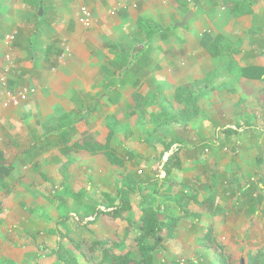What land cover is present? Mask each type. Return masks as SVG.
I'll list each match as a JSON object with an SVG mask.
<instances>
[{
    "label": "crops",
    "instance_id": "crops-1",
    "mask_svg": "<svg viewBox=\"0 0 264 264\" xmlns=\"http://www.w3.org/2000/svg\"><path fill=\"white\" fill-rule=\"evenodd\" d=\"M150 1L140 0L139 2L127 4L124 9L117 8L120 13L123 12L121 20L132 21L134 26L129 25L130 29H136L135 33L141 38L139 42L136 41L132 45L130 53H127L121 45L105 48L101 43L99 45L97 41L90 43L91 47L89 46L88 50H83V46H86V43H83L85 40L82 38L80 41L79 37L71 35L74 39L69 41L71 54L68 59H65V57L60 59L59 56L57 58L53 57L56 53L55 48L52 46L54 44L53 39L49 41L47 51H44L43 57L41 55L35 57V49L38 48L39 40L42 37V34H38L36 30L28 37L14 35L13 39L16 42L13 43L12 36L10 37L7 29L3 28L8 25V20H10L12 14L10 12L0 14V59L9 50L13 51L19 61L18 66H32L33 72H26L25 76L23 75L24 77L20 78L16 77L19 75L13 73L11 78H16L19 81L23 80L22 85L24 87H27V83L34 82V85L35 82L39 83L36 84L39 86L35 87L34 96L31 94L33 97L30 95L32 98L28 99L27 102L24 101L17 106L7 108L0 107V131L3 128L10 129V133L20 131L21 129L16 120L17 117H22L25 111L31 113V118L40 122H43L54 111L59 112V105H61L64 112L69 111L71 107L63 97L72 98L75 96L74 93H79V90L84 87L94 94L98 89L92 90L91 85H94L97 80L100 83L105 78L104 72L107 66H104L103 56L104 54L108 55L114 71H118L116 81L117 79L121 81L126 71L139 72L138 78L130 84V92H137L142 95L148 101L147 105L149 106L146 113H135L122 122L114 119L116 124L112 127L114 134L110 142L111 148L113 149V139L118 134H124V145L132 150L131 156L139 161L144 160L142 155L150 147H153L151 145L161 147L160 152L172 143H174L173 146H178L177 165L171 170L168 179H164L163 171H161L162 167L159 166L160 173L158 175L160 178L156 175V170L153 172L150 169L149 176L144 181L151 179L153 176L160 181H156L155 178L154 182H147L144 186L142 185V188L153 186V194H160L159 200L155 203L162 212L168 211L174 216H180L173 236L168 238L171 241L168 243L169 248L166 247L165 249V257L170 258L167 260L170 263L167 264H180L178 258L181 257H195L184 264H204L208 262L212 252L210 248L205 247L203 244L204 234L208 226L212 228L211 237L215 240L218 251L224 256L232 258L233 261L240 257V264H249L252 261L255 264H264V185L263 183L256 184L253 181L258 176H264V76L261 78H248L243 74L241 75L238 69L234 72L229 66L218 71L217 57L219 55L211 56L207 50V46L214 36L211 38L207 33V27L204 25L206 19H197L196 12L192 11L191 18L187 20L186 24L177 26L176 24L183 19L184 13L174 12L171 17H164L162 26L158 27L144 18V16L147 17L152 13L149 10ZM251 13L234 15L233 20L236 22L233 21V24L247 19ZM161 15H165V13H161ZM139 19L145 20L149 26L155 28L151 38L147 36L148 30L138 28L137 21ZM102 27H104L103 24L101 27L95 26L94 29L98 32H103V30L105 33L111 32V30H107L108 27ZM112 31L117 33L119 41L121 32L115 29H112ZM216 33H220L225 37L222 32ZM153 41H156L157 45H153ZM165 41L172 42L167 50L164 49ZM94 46L100 51H96ZM134 48L139 49V51L134 53ZM116 55L127 58L126 71H123L125 68L123 67L124 61L112 60ZM154 57L155 60L152 62L151 59ZM251 65L264 67V59H262V62L254 60L245 65L240 64L242 68ZM42 66L44 70L40 69ZM99 70L103 71L102 78L98 77ZM42 71H44V74L41 73ZM1 72L4 74L3 63L0 60ZM37 76L42 77H40V81L37 80ZM196 80L205 81L209 89L199 99L200 111L195 117L181 120L174 126H164L160 129H154L152 123L145 121L151 113L158 112V104L163 98L172 97L176 87ZM104 84L105 91L113 88L106 82ZM158 85L159 89L157 88ZM2 86L4 85L0 82V88ZM130 86L124 85L126 88ZM101 93L107 95L106 92L102 91ZM95 103L93 114L97 112L96 108L99 105V100H96ZM118 109L119 107L117 111ZM91 110H86L84 113ZM111 111L114 110L111 109ZM112 114L114 115V113ZM231 120L236 122L235 125L238 126V130L229 125ZM107 122L103 124L100 137L98 134L100 127L92 125V122L78 125V127H81L78 138H73L70 143L65 144H71L78 140L84 130H88L94 135L97 141L104 142L108 131ZM139 125L146 127L144 130L145 135H142L141 138L140 136L136 137L138 132H135V127ZM175 126L176 128L181 127L184 132L187 130L188 134L191 133V137L185 138L182 133L178 135L176 132H172ZM94 130H97V133L94 134ZM165 130L166 132L171 131V138L167 140L165 138H153L155 131ZM173 136L177 138L178 142L172 141ZM135 141L139 142V148L129 146V143ZM59 148L58 146V153L66 160L55 168L64 184L66 183V188L72 187L84 175V173H78V170L81 169L76 170L74 166L76 156L92 158L93 163H96L99 167L105 166L106 168L109 166L118 185L116 168L110 164L103 154L93 155L71 152L68 155H63ZM124 153L126 154L125 149ZM0 154L4 157L1 141ZM116 155L124 162L121 156L117 153ZM128 168L130 167L124 162L126 172H130ZM15 170L14 168L12 173ZM9 176L5 178V182L10 186V191L4 198L0 199L3 204L0 216L5 214V208L7 207L5 206L7 202L4 199L10 195L14 188L21 185L34 188L39 185L38 180L26 175L19 176L12 184H9L7 182ZM40 177L43 181L49 182V178L44 172L40 173ZM22 178H24V181H22ZM26 180L30 183H26ZM69 189L71 190V188ZM168 193L175 198H181L183 212L175 204H171L167 198L166 200L163 199L162 195L165 196ZM116 197L118 199L117 194ZM169 204L170 207L167 208ZM131 205L132 202H130V207ZM19 207L24 208L21 202H19ZM137 207L140 210L141 204ZM92 208L94 206L90 205L84 209L91 210ZM140 213L141 211L134 216L137 217ZM60 218L53 221L54 226H52V222L47 224L45 232H41L45 235L44 237L41 236L40 240L43 242L51 241L55 237L54 235L58 239L61 237L59 223H57ZM99 221L106 224L107 230H109L108 225L110 224L108 222L111 221L104 219V217H100ZM3 226L4 222H0V233L5 235V238H3L4 244L0 243L2 264H41L44 261L46 256L40 249L39 240H34V233H31L32 237H29L26 230L16 226L13 227L14 229L7 228L3 232ZM80 226L82 225H78V227ZM96 226L97 224H95ZM8 227H10V224ZM95 234L99 236L100 232H95ZM15 238L23 241L22 247L17 246L15 243L6 242L10 239L15 240ZM59 242L60 240H58ZM16 255L21 256V259L12 257Z\"/></svg>",
    "mask_w": 264,
    "mask_h": 264
},
{
    "label": "rangeland",
    "instance_id": "rangeland-1",
    "mask_svg": "<svg viewBox=\"0 0 264 264\" xmlns=\"http://www.w3.org/2000/svg\"><path fill=\"white\" fill-rule=\"evenodd\" d=\"M139 1L140 0H0V14L3 15L6 12L12 14L10 20H8V25L3 28L7 29L9 33L7 34L10 35V37L12 36L13 43L16 42L15 39H13L14 35L18 34L28 37L36 30L38 34H42V37L39 40L40 44L38 48L35 49V57L37 55L43 57L44 51H47L49 41L53 39L54 44L52 46L56 50L53 57L57 58L59 56L58 58L60 59L64 57L68 59L71 54L69 41L74 39L71 35L79 37L80 41L82 38L85 40L83 43H86V46L82 45L83 50H88V47H91L89 44L97 41L99 45L101 43L105 48L108 46L114 47L121 45L127 53H130L132 45L136 41L139 42L141 38L135 33L136 29H130L131 27L129 25L134 26L132 21L127 22L124 19L121 20L123 12L120 13L119 9H124V6L127 7V4ZM213 4L214 3L208 0H151L149 10H151L152 13L149 16L147 15V17L144 16V18L148 19L152 25L160 27L163 24L164 17L169 18L174 12H183L185 15L189 10H192L196 12L197 19H206L204 25L207 27V33L211 38L214 36L215 32H222L225 34V37L232 42V44L225 43L222 45V52L217 57L218 71L222 70L223 67L229 66L234 72L236 69H238L239 72L241 67L240 64L245 65L254 60L262 62V59H264V50H261L264 49V0H259L253 6V11L247 19L237 21V23L234 24L233 19L235 16L228 8H220L217 5L213 6ZM81 6H86L92 13V24L89 27L83 26L80 20L79 9ZM40 8L42 9L41 14H39ZM161 13H165V15H161ZM116 18L118 19L115 20ZM102 24L104 26L102 28L108 27L107 30H111V32L105 33L104 30L103 32H98L94 29L95 26L101 27ZM76 28L77 30H75ZM112 29L121 32L119 41L117 33L113 32ZM154 37L157 38L156 36ZM156 41H153L152 44L157 45ZM170 44H172V42L165 41L164 49L167 50ZM94 48H96V51H100L96 46H94ZM103 57L104 66H107L104 72L105 78L102 82L98 83L97 80L94 85H91L92 90L98 89L94 94L91 93V90L84 87L79 90V93H74L75 96L72 98L63 97L71 107L69 111L64 112L61 105H59L60 111H54V113L43 122L31 118V113L25 111L24 115L20 118L17 117L16 120L17 125L21 129L20 131L18 130L16 133H10L11 130L5 128L0 131V141L2 142L4 150V158L7 159L15 155L13 169L15 168L16 170L13 173L11 171L12 174L10 173L11 175L7 182L12 184L14 180L21 175H26L39 181V185L34 188L23 185L17 186L10 195L4 199V201L7 202V205H5L7 207L5 208V214L0 216V222H4L2 230L5 232V229H14L13 227L16 226L26 230V234H28L29 237H32L31 233H34V240H39L40 249L46 256L41 264H56L53 250L57 247L58 240L73 249L76 246L75 242H81L82 240L90 242L89 240H93L96 235L95 232H100L101 235L99 234V238L105 241L103 242L104 246L102 248L109 247L111 254L128 252L132 255H136L137 246L134 241V236L137 233V223H132V221L135 219L134 215L136 213L139 214L140 211L137 205H140L142 195L151 198L153 201L159 200L160 194H153V186L141 188V194L137 193L130 197V202H132L130 209L124 213L122 218H117L116 220L108 222L110 225H108L109 230H107L106 224H102L100 221L98 222V220L95 223H91L94 217L92 216L94 210L90 214V209L84 208L92 205L95 209L107 210L111 205L115 206L118 204V199L116 197L117 181L112 170L110 171V167H99L96 163H93L92 158L76 156L74 166L76 170L81 169L78 170V173L81 172L84 173V175L72 185L73 188L71 186L66 188V183L64 184L55 168L59 167L60 164L66 160L65 157L62 158L58 153L57 147L62 141L65 144L70 143L73 138H78L79 129L81 128L78 127V125L90 124L92 122V125L100 127V132L98 133L100 137L105 122L113 121L114 119L122 122L135 113H146L149 109L147 105L148 101L145 100L142 95L137 92H130V84L138 78L139 72L126 71L127 58L119 55L112 58L113 61H124L123 67L125 68L123 71H126L122 76V80L118 81L117 79L116 81L118 71H114L108 55L104 54ZM0 60L3 63L7 86L12 90H35V87L37 88L39 86L36 85L39 84L38 82H35V85L33 84L34 82H31L26 84L27 87H24V85H22L23 80L19 81L16 78H11L13 73L19 75L16 77L20 78L23 75L25 76L26 72H33L31 69L32 66H18L19 61L13 51L9 50L7 54H3ZM154 60L155 57L151 59L152 62H154ZM27 62L30 63L29 61ZM109 62L112 67L109 65ZM152 62L150 63L151 65ZM113 63L115 64L116 62ZM253 66L255 67V65L247 67ZM40 69L44 70V67L42 66ZM41 73L44 74V71ZM102 73L103 71L99 70L98 77L102 78ZM4 74L1 72L0 78L3 77ZM40 77L41 76H37L38 81H40ZM105 82L111 85V87L113 86V88L105 91ZM125 84L130 87H124ZM157 88L159 89V85ZM102 91L106 92L107 95H102ZM31 96L24 101L27 102L28 99H31L34 95ZM96 100H99V105L96 108L97 112L94 114L92 113L93 115L90 117L85 116L84 112L86 110H91L96 106ZM116 106L117 108L119 107L118 111ZM111 109L114 111H111ZM229 123L230 126H236L234 120H231ZM60 126H68L65 136L62 139L58 138L57 134L54 133V130ZM236 127L238 128V126ZM145 128V126L141 125L135 127V132H138V135L134 132L136 137L140 136L141 138L142 135H145ZM172 132H176L178 135L182 133L185 138L191 137V133L188 134L187 130L184 132L181 127L176 128L175 126ZM93 133H97V130H94ZM170 133L171 131L166 132V130L160 132L155 131L153 138H165L167 140L171 138ZM124 142V134H118L113 139V149L124 159L125 164L130 167L128 170L134 172L133 175L137 179L141 178L142 181L149 176L150 169L154 172L157 166H161V161L165 153H168L167 151L165 152V150H161L162 152H160L161 147L158 145H151L153 147H150L146 153L142 155L144 160L141 159L138 161L134 159L135 157H126L124 153ZM138 145L139 142L137 141L129 143V146L134 148H139L140 146L138 147ZM25 146L27 148L19 153L21 147ZM88 170H90V172H88ZM41 172L46 174L49 178V182L42 180L40 177ZM156 175L159 177L158 173H156ZM155 178L157 177L153 176L151 180ZM256 178L253 180L254 183H263L264 185L263 180ZM155 180L157 181L159 179ZM159 184H161V182H159ZM69 188H71V190ZM5 196L6 194L3 188L0 187V199ZM19 202L22 203V207L24 208L19 207ZM163 213L160 216L161 218H163ZM66 215H68L65 218L66 220L59 222L58 225L61 232V237L59 239L54 235L55 237L51 241L43 242L40 240L41 236L44 237L45 235L41 232H45L44 230L47 228L46 226L49 222H52V226H54L53 221L55 219L59 217L63 218ZM100 217L102 218L103 214H101ZM77 220L82 222V226L78 227ZM9 224L10 227H8ZM95 224H97L96 227ZM161 232L164 239L161 242L160 248L153 253L154 264L170 263L167 261L170 258L165 257V249L166 247L169 248L168 243L171 241L168 240L165 230ZM3 238H5V235L0 233L1 244H4ZM115 241L120 244L119 247L113 246ZM6 242L15 243L20 247L23 245V241L17 238H15V240H7ZM218 252L221 254L220 251ZM76 253L78 252L76 251ZM99 254L98 251H95L94 256L96 259H99ZM19 255L12 257L21 259ZM194 258L195 257H181L178 258V260L180 264H184L186 261H191V259ZM217 259L218 257L215 256V254H211L208 262L204 264H219ZM225 259L227 264H240V257L235 261L226 256ZM80 261L81 264H95L94 259L88 260L87 258V260H85L81 258ZM0 264H2V258L0 259Z\"/></svg>",
    "mask_w": 264,
    "mask_h": 264
},
{
    "label": "trees",
    "instance_id": "trees-1",
    "mask_svg": "<svg viewBox=\"0 0 264 264\" xmlns=\"http://www.w3.org/2000/svg\"><path fill=\"white\" fill-rule=\"evenodd\" d=\"M211 1L213 6H219L220 8H228L234 15H245L252 12V6H254L259 0H208ZM137 26L140 30H148V38H151V35L154 34L155 28L149 26V24L142 19L137 21ZM232 44L231 41L227 40L222 34L216 33L213 39L207 46L208 53L211 56L220 55L222 52L223 44ZM134 48V53L139 51V49ZM239 72L241 75L248 78H261L264 76V67H243L240 68ZM208 84L205 81H193L192 83L183 84L176 87L174 94L171 98H163L158 104V112L151 113L149 118L145 119L148 123H152L154 129H160L164 126H174L181 120H188L200 111L198 106V101L201 96L208 90ZM178 109H177V106ZM94 109L86 112L85 115H91ZM116 124V121H108L107 134L104 142L97 141L94 135H92L88 130L81 132L80 138L71 144H64L62 141L59 144V150L63 155H68L71 152L77 154H103L110 164L116 168V176L118 180V185L116 188V194L118 196V204L115 206H110L107 210H100L94 208L89 210L90 214L92 212L91 223L97 221L100 218V215L103 214L104 219L108 221H113L117 218H122L124 213L130 209V197L135 194H141V186L145 185L147 182L152 183L154 180L142 181L141 178H136L131 172H126L124 170V162L119 158L114 150L111 148L110 142L114 134L112 127ZM68 126H60L54 133L57 134V137L62 139L65 136ZM173 142H178L175 136L172 137ZM172 143L169 145L165 152L173 147ZM178 148V146H177ZM127 158L131 156L132 150L124 145ZM177 150H174L172 154L167 157V160L163 164L161 171L164 172V179L167 180L171 170L177 165ZM164 152V153H165ZM4 160L3 155L0 154V161ZM13 170V165L5 166L0 165V186L4 189L5 194L7 195L10 191V186L5 182V178L10 175ZM123 170V171H122ZM157 171V172H156ZM156 173H160V169L157 166ZM157 179V178H156ZM24 181V178H22ZM27 181V180H26ZM30 183V182H26ZM156 188V187H155ZM163 199L166 198L170 201L171 204H175L180 211L183 212V205L181 204L182 200L180 197L175 198L171 194L162 195ZM163 202V200H161ZM141 208L140 215L135 216V219L132 223H137V233L134 236V241L137 246L136 255H132L128 252L125 253H114L111 254L110 248H102L104 246V239H100L99 236L88 242L82 240L81 242H75V247L72 249L65 244L59 242L56 249L53 251L56 257V264H81V258L87 260L94 259L95 264H153V253L155 250L159 249L161 242L163 240L162 230L166 231V235L172 237L179 221L180 216H174L170 212H161L159 206L156 205L155 201L151 198L143 196L141 197ZM2 201L0 200V211L2 209ZM170 207V204L167 208ZM163 213V218L161 214ZM66 215L63 218H60L57 223L65 221ZM78 221V220H77ZM82 222L78 221L77 224L81 225ZM212 228L208 226L204 234V246L211 249L212 254L218 257L219 264H227L225 256L219 254L217 244L215 240L212 239ZM86 244V245H85ZM119 243L115 241L114 247H119ZM111 246V245H110ZM76 251L78 253H76ZM95 251H98L100 258L96 259L94 254ZM251 261V260H250ZM249 264H255L254 261L249 262Z\"/></svg>",
    "mask_w": 264,
    "mask_h": 264
},
{
    "label": "built area",
    "instance_id": "built-area-1",
    "mask_svg": "<svg viewBox=\"0 0 264 264\" xmlns=\"http://www.w3.org/2000/svg\"><path fill=\"white\" fill-rule=\"evenodd\" d=\"M79 17L80 20L85 27H89L92 24V13L91 11L86 7V6H81L79 9ZM0 82L2 85L0 88V107L2 108H7L9 106H17L19 105L22 101L26 100L35 90L33 89H23V90H12L9 87H7V82H6V76L4 74L3 77L0 78ZM233 129L238 130L237 127L232 126ZM177 149V146H173L170 148L167 152L165 153L161 167L167 160V157L172 154L174 150ZM170 153V154H169ZM164 175V172H162ZM256 179H261L264 182V176H258ZM255 180V179H253ZM103 208V207H102Z\"/></svg>",
    "mask_w": 264,
    "mask_h": 264
},
{
    "label": "water",
    "instance_id": "water-1",
    "mask_svg": "<svg viewBox=\"0 0 264 264\" xmlns=\"http://www.w3.org/2000/svg\"><path fill=\"white\" fill-rule=\"evenodd\" d=\"M42 9L40 8L39 10V14H41ZM192 10H189L183 17V19L177 23V26H184L187 22V20L190 18V16L192 15ZM27 147H22L19 152H23ZM170 154V153H169ZM15 159V156H12L10 158L4 159L2 161H0V165H5V166H11L13 164V161Z\"/></svg>",
    "mask_w": 264,
    "mask_h": 264
}]
</instances>
